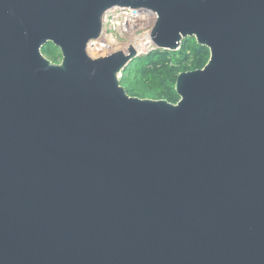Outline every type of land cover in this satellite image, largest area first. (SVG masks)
Wrapping results in <instances>:
<instances>
[{
  "label": "water",
  "instance_id": "95a60500",
  "mask_svg": "<svg viewBox=\"0 0 264 264\" xmlns=\"http://www.w3.org/2000/svg\"><path fill=\"white\" fill-rule=\"evenodd\" d=\"M116 7L210 51L178 103L90 56ZM0 264H264V0H0Z\"/></svg>",
  "mask_w": 264,
  "mask_h": 264
},
{
  "label": "trees",
  "instance_id": "16d2710c",
  "mask_svg": "<svg viewBox=\"0 0 264 264\" xmlns=\"http://www.w3.org/2000/svg\"><path fill=\"white\" fill-rule=\"evenodd\" d=\"M42 53L54 64L62 59L61 51L52 43L44 46ZM209 59L210 51L188 38L177 51L156 49L141 57L126 67L120 83L130 97L176 104L180 100L175 90L179 74L203 69Z\"/></svg>",
  "mask_w": 264,
  "mask_h": 264
},
{
  "label": "built area",
  "instance_id": "2783aa9c",
  "mask_svg": "<svg viewBox=\"0 0 264 264\" xmlns=\"http://www.w3.org/2000/svg\"><path fill=\"white\" fill-rule=\"evenodd\" d=\"M156 15L145 9L113 8L104 15L101 37L90 42L88 52L92 58L105 57L130 46L141 56L157 49L150 36Z\"/></svg>",
  "mask_w": 264,
  "mask_h": 264
},
{
  "label": "rangeland",
  "instance_id": "374dc122",
  "mask_svg": "<svg viewBox=\"0 0 264 264\" xmlns=\"http://www.w3.org/2000/svg\"><path fill=\"white\" fill-rule=\"evenodd\" d=\"M137 60H139V59H137ZM137 60H135L134 62H136ZM61 62V61H60ZM58 64V63H57Z\"/></svg>",
  "mask_w": 264,
  "mask_h": 264
}]
</instances>
